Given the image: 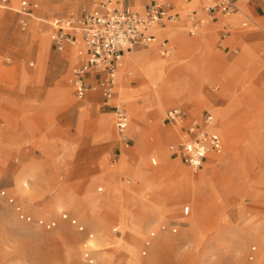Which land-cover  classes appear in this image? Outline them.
Returning <instances> with one entry per match:
<instances>
[{"label": "rangeland", "instance_id": "obj_1", "mask_svg": "<svg viewBox=\"0 0 264 264\" xmlns=\"http://www.w3.org/2000/svg\"><path fill=\"white\" fill-rule=\"evenodd\" d=\"M97 1L37 0L34 17L22 29L20 0H0V264H89L85 241L95 264H264V61L247 67L241 55L247 43L264 51V6L255 12L239 3L238 12L225 18L238 21L236 26L223 35L221 22L209 21L205 39L191 45L188 40L203 34L202 19L209 18L199 16L189 35V4L167 0L179 11L175 23L182 27H158L153 42L132 49H153L162 70L128 52L117 72L109 103L130 110L134 147L125 148L100 90L74 96L67 78L76 59L62 57L49 38L53 16L80 15ZM150 1L124 3L143 8ZM163 36L179 40L168 38V56L155 48ZM186 60L211 77L203 87L199 78L186 77ZM165 80L182 88L184 103L156 97L152 84ZM186 101L197 114L219 106L223 150L195 169L165 152L172 131L164 112ZM106 112L112 134L98 120ZM124 165L133 171L115 176ZM102 167L115 177L102 179Z\"/></svg>", "mask_w": 264, "mask_h": 264}, {"label": "built area", "instance_id": "obj_2", "mask_svg": "<svg viewBox=\"0 0 264 264\" xmlns=\"http://www.w3.org/2000/svg\"><path fill=\"white\" fill-rule=\"evenodd\" d=\"M197 1L208 16L220 13L227 17L238 9L237 0ZM37 5V0H20L18 12L21 14L22 29L27 26L28 18ZM179 15V11L174 9L167 0H152L141 11L130 9L125 5L124 0H98L97 7L92 11L76 16L54 17L51 21L50 33L53 46L62 50L67 44L82 43L87 54L82 63L71 69L69 82L75 89L76 97L81 99L87 91L97 88L104 98L112 99L115 95L117 70L121 64L124 49L148 43L152 26L163 27L168 23H175ZM186 15L192 20L189 31L194 34L199 26L198 19L193 16L192 9ZM223 29L224 35L229 30L227 22L223 24ZM165 51H170V47H167ZM89 72L100 74L95 83L87 79L86 75ZM113 111L118 135L122 141L126 142L129 114L119 103L113 104ZM182 116L183 112L179 107H172L166 110L164 119L177 122L182 119ZM212 120L213 116L209 112L204 113L200 120H192L181 132L178 141L168 146L186 165L194 169L201 166L210 149L215 152L222 150L219 134L207 129ZM184 212H188V206L184 207ZM62 217L68 216L63 213ZM27 218L29 219L28 216ZM70 221L80 230L84 229L75 218H70ZM39 222L42 223V220ZM53 224L54 222L45 223L47 227ZM161 228H165V225L162 224ZM171 229L176 230L175 227ZM152 235L153 232H150V236ZM87 237L91 238L92 234L87 233ZM149 243L150 241L146 239L145 244ZM145 253L146 250L143 249L142 254ZM83 256L89 264H95L91 244L87 241L84 242Z\"/></svg>", "mask_w": 264, "mask_h": 264}, {"label": "crops", "instance_id": "obj_3", "mask_svg": "<svg viewBox=\"0 0 264 264\" xmlns=\"http://www.w3.org/2000/svg\"><path fill=\"white\" fill-rule=\"evenodd\" d=\"M98 2V1H97ZM189 5L186 7V10H191L192 9V11H193V13L195 14V15H197L198 17H197V19H199V16H206V17H208L209 19H207V21H205V19H202V22H203V20H204V24H203V26H204V31H203V34H202V36H200V37H198V38H196V39H194V40H188V42L187 43H190L191 45H194V44H196L197 42H199L201 39H205V37L207 36V34H208V30H209V26H208V22L209 21H220L221 22V25H222V29H223V24L225 23V18L226 17H224V16H222L220 13H214L212 16H207V14L205 13V11L201 8V5L198 3V1H195V0H190V1H186ZM239 3H242L243 4V6H244V8H245V6H246V8L248 9V8H253L252 10L253 11H255V12H257V10H256V6H264V0H237V4L239 5ZM2 5V4H1ZM127 7H129L130 9H132V10H137V11H140V10H138V9H135V8H133L131 5H129V4H125ZM2 6H6L5 4L4 5H2ZM146 5H144L143 6V8L145 7ZM173 6V5H172ZM97 7V3L94 5V7L90 10V11H92L93 9H95ZM239 7V6H238ZM143 8H142V10H143ZM173 8L174 9H176V7L175 6H173ZM19 9V8H18ZM18 9H16L17 11H18ZM243 9V8H242ZM244 10V9H243ZM34 11V10H33ZM32 11V12H33ZM236 12H238V10L236 11ZM235 12V13H236ZM246 15V13L244 14V15H239L240 16V19H241V17L242 16H245ZM61 16H76V15H61ZM239 16H238V19H239ZM32 17H34V15L31 13V16L28 18V20L30 19V18H32ZM54 17H56V16H53L49 21H48V24H49V29H50V32H49V38H50V41H51V45H53L52 44V40H51V36H50V33H51V21H52V19L54 18ZM221 17V18H220ZM239 19V20H240ZM227 23H229L230 24V26L231 25H234V26H236L237 24H238V21L235 23V24H232V22L231 21H226ZM168 24H172V25H178V26H180V27H182L179 23H168ZM247 25V21H241V26H246ZM188 32V34L189 35H193L192 33H190V31L188 30L187 31ZM150 40H149V42L148 43H146V44H143V45H145L146 47L151 43V42H153L155 39H156V37H157V34H156V32H154L153 30H151L150 31ZM181 36L182 37H184L185 38V34H184V30H182L181 31ZM168 38H170V37H168V36H163L162 38H160V39H158V41H157V43L155 44V48H156V50H157V45L159 46V54H161V55H164V56H168V54L170 53V51H165V49L167 48V47H170V50H171V44L169 43V39ZM170 39H173V40H176L177 41V43H178V39H175V38H170ZM186 39V38H185ZM74 46H76V47H78V58L74 61V63H73V65L70 67V70H69V73H68V78H67V80H68V82H69V77H70V74H71V69H72V67L73 66H75V65H78V64H80V63H82L85 59H86V56H87V54H86V51H85V48H84V46L82 45V44H78V45H70V44H67V45H65V47L62 49V50H58V49H56L55 47V49L56 50H58V51H61V52H63V51H69L72 47H74ZM224 48L225 47H227V45H225V46H223ZM246 48H248L252 53H253V57H250V53H248L246 50H248V49H246ZM133 48H127V49H124V51H123V54H127L128 52H130V54H135V53H137V52H139L140 51V49H137V50H132ZM234 52H237V48H233L232 49ZM82 54V55H81ZM122 54V55H123ZM160 55V56H161ZM241 55H243V58L244 59H246L247 60V67H249V66H252V67H254L256 64H259V63H261V62H263L264 61V51H260L258 48H256V47H254V44H251V43H247V44H244L243 45V51H242V54ZM188 62V63H187ZM186 63H187V66H188V68H189V70H190V74H186V77L187 78H190V79H192V78H195V77H197V78H199V80H201V83H202V87L204 86V84H205V81L207 80V79H210L211 77H209L208 75H206L205 74V72H204V69H203V67L202 66H199L198 64H195V63H193L191 60H186ZM30 64H32V62L30 63ZM100 76V74H94V73H87V75H86V77H87V79L88 80H90V81H94V79L96 80L98 77ZM132 78H130V80H131ZM214 79V78H213ZM129 80V81H130ZM128 81V82H129ZM70 83V82H69ZM71 84V83H70ZM71 86H72V88H73V93H74V96L76 97V95H75V89H74V87H73V85L71 84ZM202 87H201V92H202ZM88 92L89 91H87L86 92V94L84 95V97L88 94ZM115 93H116V91H115ZM119 97V96H118ZM103 99H104V101H105V103L107 104V105H109L111 108H112V113L114 114V111H113V104L114 103H109V101L111 100V99H106V98H104L103 97ZM191 101H186L185 103H188L187 105H183V104H177V105H172V106H170V107H168L167 109H169V108H172V107H179L181 110H182V112H183V116H182V119L181 120H179V121H177V122H169V121H167V120H165L166 121V124H165V127H168V128H170L171 129V131H172V136L170 137V138H168V141L166 142V145H165V152H166V154H167V156H168V158L169 159H172V160H179L181 163H183V164H185L181 159H180V157L176 154V152L175 151H172V150H170L169 148H168V146H169V144H172V143H176L177 141H178V139H179V136H180V134H181V132L185 129V127L192 121V120H194V119H198V120H200L201 119V117H202V115L204 114V113H206V112H209V113H211L212 114V116H213V120H212V123L210 124V125H208L207 126V129L208 130H213V131H216L218 134H219V136H220V138H221V141H222V150H223V147H224V145H223V137H222V135H221V133H220V130L218 129V126L220 125V123H218V119L216 118V114H217V112H218V110H219V106H215L214 108H212L211 110H212V112L211 111H208V110H202V111H200V113H191L192 111H193V107H190L189 106V103H190ZM184 103V102H183ZM166 105V104H165ZM165 105H164V107H165ZM125 106V105H124ZM161 107V106H160ZM125 108L127 109V111H128V113L131 115V113H130V110L125 106ZM141 108V107H140ZM162 108V107H161ZM147 109V108H146ZM166 109V110H167ZM166 110H165V112H166ZM141 111H143L142 109H141ZM165 112H164V114H165ZM146 115H144L143 116V118L145 117ZM108 118V119H107ZM143 118H141V119H143ZM105 119H107V120H110L111 119V115H110V112L109 113H104V114H102V115H100L99 116V118H98V120H99V123L101 124V126H102V128L103 129H107V133L109 132V126H110V121H108L107 122V120H105ZM140 119V120H141ZM130 120V119H129ZM143 121V120H142ZM114 123H115V116H114ZM135 125H139V126H141L144 130H145V128L141 125V124H135ZM115 130H116V134H117V136H118V140L121 142V144L125 147V148H128L129 146H133V145H131V143H132V140L133 139H135V138H132L131 136H130V132H129V123H128V126H127V129H126V132H127V135H128V140L126 141V142H124V141H122L121 139H120V137H119V135H118V132H117V129H116V125H115ZM146 131V130H145ZM109 133H111L112 134V130L109 132ZM167 139V138H166ZM136 141V140H135ZM137 142V141H136ZM137 145V144H136ZM134 147V146H133ZM136 147V146H135ZM222 150L220 151V152H215V151H213V150H209L208 152H207V154H206V156L204 157V159H203V162H202V164H201V166L203 165V163L208 159V156L209 155H220L221 154V152H222ZM129 153H131V152H129ZM125 155V154H124ZM101 159H103V157H100V161H101ZM151 162H152V164H156L157 162H156V159L154 158V157H151ZM103 166V165H102ZM103 169H104V167H102V170H101V172H100V177L102 178V179H105V180H108V178H110V179H112V178H114L115 176H117L119 173H121V172H128V173H130L129 171H133V170H131V169H129L128 167H126V165H124L121 169H118V172H115L114 173V177H112L113 175H111V174H106V173H104L103 174ZM132 174H134V175H136L135 173H132ZM154 204H156L157 206H159L160 205V203H158V202H155ZM162 204V208H164L165 206H167V199H164V202H162L161 203ZM185 206H188V212H189V205L188 204H184L183 206H182V213L183 214H186L185 212H184V207ZM187 212V213H188Z\"/></svg>", "mask_w": 264, "mask_h": 264}, {"label": "bare ground", "instance_id": "obj_4", "mask_svg": "<svg viewBox=\"0 0 264 264\" xmlns=\"http://www.w3.org/2000/svg\"><path fill=\"white\" fill-rule=\"evenodd\" d=\"M197 1V0H195ZM134 8H142V5L141 4H136L133 6ZM189 10H186V13L188 12ZM237 11V10H236ZM235 11V12H236ZM235 12H233L232 14H234ZM228 21V20H227ZM229 24V23H228ZM230 26V24H229ZM160 26H152V30H155L156 28H158ZM82 44V43H81ZM78 45V44H77ZM83 45V44H82ZM78 47H72L69 51H63L61 53V56L62 57H68L70 59H77L78 58ZM82 55V54H81ZM124 55V59L127 60V54H123ZM136 58H144L145 61H148V64L154 68H159V70L161 69L162 70V61H160L158 58H157V53L153 50V49H148V50H144L142 52H138L136 54H134V56H132V59H136ZM121 59H122V55H121ZM119 69V67H118ZM118 72V70H117ZM169 73V71H168ZM171 74V73H170ZM168 74V75H170ZM173 77V76H172ZM171 77V78H172ZM117 78V77H116ZM169 79V78H168ZM162 80V79H161ZM160 80V81H161ZM167 80H165V82H154L152 84V87L154 89V94L156 95V97L159 99V100H169L171 98H174V97H177L178 101L180 103H183L184 99L182 98V88L181 89H178V88H174V86H171L170 83L166 82ZM172 81V80H171ZM170 81V82H171ZM186 96V95H185ZM186 99V98H185ZM127 110V109H126ZM128 112V111H127ZM18 183V182H17ZM19 184V183H18ZM94 242V241H93Z\"/></svg>", "mask_w": 264, "mask_h": 264}]
</instances>
